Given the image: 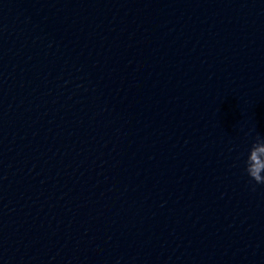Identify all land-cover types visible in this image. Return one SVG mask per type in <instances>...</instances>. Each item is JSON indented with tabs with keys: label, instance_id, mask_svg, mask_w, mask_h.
<instances>
[{
	"label": "water",
	"instance_id": "obj_1",
	"mask_svg": "<svg viewBox=\"0 0 264 264\" xmlns=\"http://www.w3.org/2000/svg\"><path fill=\"white\" fill-rule=\"evenodd\" d=\"M257 135L264 0H0V264H264Z\"/></svg>",
	"mask_w": 264,
	"mask_h": 264
},
{
	"label": "clouds",
	"instance_id": "obj_2",
	"mask_svg": "<svg viewBox=\"0 0 264 264\" xmlns=\"http://www.w3.org/2000/svg\"><path fill=\"white\" fill-rule=\"evenodd\" d=\"M245 172L255 185H264V136L257 135L244 161ZM253 185V191L255 190Z\"/></svg>",
	"mask_w": 264,
	"mask_h": 264
}]
</instances>
